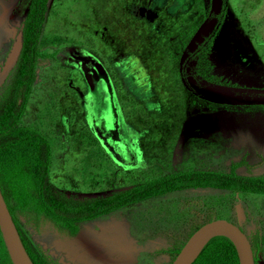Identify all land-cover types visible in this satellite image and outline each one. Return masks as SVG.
<instances>
[{
	"label": "rangeland",
	"instance_id": "1",
	"mask_svg": "<svg viewBox=\"0 0 264 264\" xmlns=\"http://www.w3.org/2000/svg\"><path fill=\"white\" fill-rule=\"evenodd\" d=\"M28 1L17 0L7 21L11 35L19 31ZM223 6L207 53L211 73L234 85L264 87V0H224ZM217 14L210 0H48L39 40L48 56L37 63L21 124L49 141L48 179L55 187L77 196L101 195L175 171L226 172L231 163H238L237 174L264 175V104L213 103L180 80L187 43L203 20ZM74 51L104 63L129 129L133 164L113 161L97 141L86 111L92 108L87 84L71 64ZM237 204L243 211L239 221ZM209 216L237 223L247 236L257 227L261 249L256 264H264L260 193L177 190L80 228L111 226L133 247L128 259L106 254L96 264H168L173 256L156 250L182 243ZM18 221L28 238L57 260L86 264L55 249L49 222L34 224L22 215ZM0 264H10L1 237Z\"/></svg>",
	"mask_w": 264,
	"mask_h": 264
},
{
	"label": "trees",
	"instance_id": "2",
	"mask_svg": "<svg viewBox=\"0 0 264 264\" xmlns=\"http://www.w3.org/2000/svg\"><path fill=\"white\" fill-rule=\"evenodd\" d=\"M48 0H29L21 20V48L11 75L0 87V191L18 231L20 240L33 264H61L38 243L32 242L21 228L18 215L28 222L49 220L58 229L74 234L78 222L96 218L127 204L157 197L175 190L214 188L232 192L264 194V175L237 174L238 163L228 171L190 169L176 171L147 181L132 184L108 194L77 196L53 186L48 179L50 143L38 130L21 124L25 104L35 79L39 52L38 36ZM211 39L200 46L197 63L210 76L207 58ZM211 66V67H210ZM207 73V74H206ZM215 79V78H214ZM218 80H216L217 82ZM213 218L209 216L208 219ZM207 219V220H208ZM196 227L193 226L192 229ZM191 229V230H192ZM257 227L249 239L255 264L260 252ZM179 246L162 252L174 255ZM191 264H238L233 245L224 236H213L203 246Z\"/></svg>",
	"mask_w": 264,
	"mask_h": 264
},
{
	"label": "flooded vegetation",
	"instance_id": "3",
	"mask_svg": "<svg viewBox=\"0 0 264 264\" xmlns=\"http://www.w3.org/2000/svg\"><path fill=\"white\" fill-rule=\"evenodd\" d=\"M223 1L224 0H222V5H221V9L219 10V14H217L216 16L217 23L216 26H214V28L212 29L213 31L209 33L207 36H204L200 42H196L195 45L190 50L186 49L181 55L183 61L181 60L179 61L180 69H182V74H181L182 76H180V80L184 82V84L193 92L194 90L190 86V81H193L196 84H199L200 82H212V83H223V84L234 85L229 83L227 80L223 79V77L214 76L211 73L212 72L211 70L209 75L213 76L215 79L213 78L208 80L207 77L209 76L205 75L204 70L197 63L198 51L200 46H205L209 39H211L212 42L213 36L218 28V24L222 19L225 8V6H223ZM14 7L11 10L9 17L4 22L6 23L7 28H11L7 26V21L10 17L13 16ZM2 13L3 11L0 7V17ZM3 24L2 21L0 20V31H1V26ZM18 32H20V37H21V21L19 25V31L16 32L13 31L14 35H10L5 38H1L0 36V71L3 68L6 57L9 53V50ZM12 36L13 38H11ZM21 41H22V37H21ZM17 57L12 67L8 70L2 83L0 84V87L7 81L8 77L11 75V70L14 64L16 63ZM71 61L73 62L71 64L75 66L74 68L77 69L78 73L87 84L88 93H89L88 96L90 95V99L92 100V109L95 110V115L98 117L97 123L94 124L98 132L97 134L99 136L98 142L105 150L110 151L113 157H115V160L124 164H130V165L133 164L132 161L133 150L132 147L130 146V140H128L129 129L123 124L122 118L119 114V109L116 103L115 94L113 93V89L110 85L111 84L110 77L108 76L104 68L105 67L104 63H102L100 58H96L95 56H92L89 53H86L84 55H77L75 51ZM126 64L132 67L133 63L126 62ZM35 74H36V68H35ZM216 80L218 81L216 82ZM243 86H247V85H243ZM253 86H257V85H253ZM163 175L165 174L159 176H163ZM90 220L92 219L82 220L78 222V229L74 234H69L66 230L58 229L49 220L38 219L37 222L47 221L52 225L56 233L55 236L53 237V245L55 249H57V251L63 252L64 254L66 253L69 256V258H71L72 260L83 262L86 264H96L99 261H101L102 257L106 254H111V255L117 254L123 260L125 259V257L128 259L133 250L131 244L126 242L122 247H120L116 243L108 239V236L111 237L116 236V238L121 236L122 238H124L123 235H121V233L118 232L117 230L112 229L111 226L101 227L100 229L97 230L90 228H85V229L80 228L81 223L88 222ZM37 222H31V223L35 224ZM76 233L78 234V236H76V238L71 240L70 238L75 236ZM67 239H69L68 242ZM84 244L86 246H84ZM86 247L89 248L85 249ZM161 253L163 252L161 251ZM49 255L53 257L51 254Z\"/></svg>",
	"mask_w": 264,
	"mask_h": 264
},
{
	"label": "water",
	"instance_id": "4",
	"mask_svg": "<svg viewBox=\"0 0 264 264\" xmlns=\"http://www.w3.org/2000/svg\"><path fill=\"white\" fill-rule=\"evenodd\" d=\"M0 1V7L2 6L1 8L3 11L0 20L3 24L9 17L17 0ZM221 3L222 0H210L211 10L215 14L219 11ZM214 26H216L215 16L203 20L196 28L190 41L187 43L186 49L190 50L196 42H200L204 36L209 34ZM20 47L21 37L20 32H18L6 57L3 68L0 71V84L2 83L8 70L12 67L19 53ZM190 86L204 99L217 104H264V88H261V86L229 85L212 82H200L199 84H196L193 81H190ZM236 217L237 221L243 218L242 208L238 204L236 205ZM219 235L226 237L233 245L238 264H255L254 251L247 234L243 232L237 223L220 217L208 219L196 226L183 241L168 264H191L206 242L211 237ZM76 236H78L77 233L70 239L73 240ZM0 237L10 260V264H33L20 240L18 231L6 206L1 191ZM68 240L69 239H67V242ZM84 246L86 245L84 244ZM89 247H86L85 249ZM58 262L66 264L59 260Z\"/></svg>",
	"mask_w": 264,
	"mask_h": 264
},
{
	"label": "crops",
	"instance_id": "5",
	"mask_svg": "<svg viewBox=\"0 0 264 264\" xmlns=\"http://www.w3.org/2000/svg\"><path fill=\"white\" fill-rule=\"evenodd\" d=\"M46 10H47V8H46ZM46 10H45V13H46ZM44 18H45V14H44ZM43 23H44V20H43ZM43 23H42V25H43ZM41 28H42V26H41ZM40 34H41V29H40V32H39V36H38V44H37V50H38V52H39V56L37 57V63H38V61H39V59H41V58H45V57H47L48 56V54H44V53H42V51L39 49V40H40ZM51 62H53V61H51ZM103 63V62H102ZM36 71H37V64H36ZM36 78V77H35ZM90 82V81H89ZM29 95H30V93H29ZM28 95V96H29ZM27 100H28V98H27ZM27 102V101H26ZM26 105V104H25ZM86 111H88V115H90L93 119H92V122L90 123V125H91V127H93V128H91V129H93V133H95V136H96V138H97V141H98V139H99V136H98V132H97V130H96V127L94 126V124H96L97 123V116L95 115V112H94V110H93V112H92V108L90 109V110H86ZM23 115V114H22ZM110 155H111V158H112V160L114 161V159H115V157H113V155L110 153ZM51 183V182H50ZM52 184V183H51ZM53 185V184H52ZM54 186V185H53ZM130 186V185H129ZM128 187V186H127ZM57 188V187H56ZM123 188H126V187H123ZM123 188H119V189H114L113 191H115V190H120V189H123ZM58 189H60V188H58ZM63 191H65L64 189H62ZM66 192V191H65ZM112 192V191H111ZM111 192H109V193H111ZM66 193H70V192H66ZM106 194H108V193H106ZM101 195H103V194H101ZM79 196H82V195H79ZM92 196H95V195H92ZM158 197V196H157ZM151 198H154V197H151ZM150 199V198H149ZM141 201H144V199L143 200H140V201H137V203L138 202H141ZM134 203H136V202H133V203H130V204H127V205H125V206H123V207H120V208H118V209H116V210H113V211H111V212H109V213H106V214H102V215H100V216H98V217H96V218H101V217H103L104 215H107V214H110V213H112V212H114V211H118V210H121L122 208H126V207H128V206H130V205H132V204H134ZM93 219H95V218H93ZM92 219V220H93ZM125 240V239H124ZM127 241L125 240V242L124 243H126ZM183 243V242H182ZM182 243H175V242H173V243H170L169 245H166L165 247H161L160 249H158V250H156V253L157 254H165L166 256H170V254H168V253H165V252H163V253H161V251L163 250V249H169V250H173V248L174 247H176V246H180ZM160 252V253H159Z\"/></svg>",
	"mask_w": 264,
	"mask_h": 264
},
{
	"label": "bare ground",
	"instance_id": "6",
	"mask_svg": "<svg viewBox=\"0 0 264 264\" xmlns=\"http://www.w3.org/2000/svg\"><path fill=\"white\" fill-rule=\"evenodd\" d=\"M2 7V6H1ZM2 9V8H1ZM12 33H11V30H9L7 27H6V23H4L2 26H1V31H0V36L1 38H5L7 36H10ZM121 235L122 232H120ZM108 239L111 240L112 242L116 243L118 246L122 247L124 245V238H122L121 236L120 237H117L116 236H108Z\"/></svg>",
	"mask_w": 264,
	"mask_h": 264
}]
</instances>
